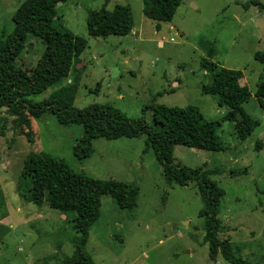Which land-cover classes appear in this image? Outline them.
I'll list each match as a JSON object with an SVG mask.
<instances>
[{
	"label": "rangeland",
	"instance_id": "1",
	"mask_svg": "<svg viewBox=\"0 0 264 264\" xmlns=\"http://www.w3.org/2000/svg\"><path fill=\"white\" fill-rule=\"evenodd\" d=\"M68 0L56 9V24L86 41L67 83L76 86L74 107L110 105L130 120L152 125L150 106L197 108L208 122L219 123L217 137L226 148L210 153L175 147L173 163L191 170L218 171L207 176L224 191L218 220L219 239H227L235 256L264 264V109L254 94L264 75L255 62L264 53V0H182L171 23L157 24L143 15V0ZM24 0H0V42L13 32L12 18ZM105 6H130L134 27L128 37L93 39L87 33L90 12ZM172 40V41H171ZM44 52L28 36L16 67L30 73ZM203 60L242 73L241 86L251 98L244 112L259 127L244 142L236 139L228 112L217 99L201 94L210 77ZM100 88L97 89V85ZM51 91L30 98L45 100ZM264 106V100H262ZM14 118L0 110V264H63L77 235L48 197L26 194L20 176L28 154H48L76 174L117 181L138 189L133 210H120L109 196L101 198L100 217L89 229L85 251L94 264H229L219 255L209 259L203 243V207L195 183L167 184L145 139L93 141V154L83 162L73 156L81 127H63L45 114L31 121L32 142L18 135ZM259 144V146H258Z\"/></svg>",
	"mask_w": 264,
	"mask_h": 264
},
{
	"label": "trees",
	"instance_id": "2",
	"mask_svg": "<svg viewBox=\"0 0 264 264\" xmlns=\"http://www.w3.org/2000/svg\"><path fill=\"white\" fill-rule=\"evenodd\" d=\"M68 0H24L16 10L12 22L13 32L0 42V110H6L15 120L18 135L32 142L31 121L48 114L63 127H81L82 137L73 148V156L83 162L93 154L95 140L145 139V152L151 151L162 169L169 185L187 187L195 183L203 204L198 217L203 220V243L209 249V259L215 262L220 255L229 264H249L235 253L227 239H219L221 228L218 220L220 201L224 191L208 180L210 174L191 170L173 163L175 147L182 146L210 153L222 152L217 132L219 123L208 122L194 107L185 109L153 105L144 110L152 112V125L143 120H130L110 105H92L83 109L74 107L76 86L67 83L74 62L87 47L85 40L67 32L56 24V9ZM110 0L105 1V6ZM182 0H143V15L159 24L171 23ZM105 6L89 13L87 33L93 39L128 37L133 30V14L130 6H116L108 12ZM264 13L263 5H256ZM28 36L44 45V52L33 70L28 73L16 67ZM253 59L264 67V53L257 52ZM201 69L210 77V83L202 85L201 94L217 99L219 108L228 112L224 121L232 123L238 141H246L259 127L248 116L243 105L251 95L241 86L242 73L225 69L203 60ZM100 84L97 85V89ZM51 91L40 103L30 98ZM264 109V75L256 85L254 94ZM259 146V144H258ZM26 194L34 192L48 197L50 209L61 212L72 225L77 238L74 252L63 264H94L85 248L89 229L100 217L101 198L109 196L120 210H133L137 205L138 189L117 181H100L76 174L61 160L48 154L27 155L20 176Z\"/></svg>",
	"mask_w": 264,
	"mask_h": 264
},
{
	"label": "built area",
	"instance_id": "3",
	"mask_svg": "<svg viewBox=\"0 0 264 264\" xmlns=\"http://www.w3.org/2000/svg\"><path fill=\"white\" fill-rule=\"evenodd\" d=\"M172 41V40H171Z\"/></svg>",
	"mask_w": 264,
	"mask_h": 264
}]
</instances>
